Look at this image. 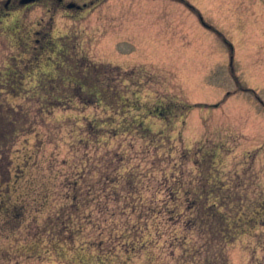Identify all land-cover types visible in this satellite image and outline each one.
<instances>
[{
  "label": "rangeland",
  "instance_id": "rangeland-1",
  "mask_svg": "<svg viewBox=\"0 0 264 264\" xmlns=\"http://www.w3.org/2000/svg\"><path fill=\"white\" fill-rule=\"evenodd\" d=\"M6 1L0 0V72L19 69L11 63L15 55L24 60L20 68L28 76L54 73L63 64L66 69L86 66V71L97 75L95 87L111 92L104 96L106 103L143 105L141 110L133 108L124 120L143 118L154 135L171 138L165 150L146 153L139 145L134 154L145 170L157 172L151 184L160 183L161 172L169 170L188 187L203 178L207 166L199 164L201 156L182 160L186 148L196 152L203 147L215 154L214 165L225 187L234 192L239 188L237 197L252 204L246 211L254 214V204L264 201V0H35L29 4L12 0L5 7ZM72 2L80 7H68ZM32 82L24 81L23 86ZM112 91L121 96L114 97ZM5 100L24 102L22 96L0 98ZM81 103L77 99L74 109L53 116L46 133L58 145H44L46 156L64 158L74 153L69 147L70 132H83L85 117L122 119L105 104L84 108ZM160 108L172 111L167 125L166 120L147 113L160 115ZM30 143V149H36V137ZM163 151H172L177 161H162ZM148 158L156 160L151 163ZM95 168L87 175L91 183ZM57 175L46 168L32 170L31 191L48 186L53 192L60 184ZM59 192L54 193L53 202L60 200ZM186 235L191 243L170 244L173 235L166 233V243L133 254L107 256L90 247L62 245L42 250L46 260L33 264H194L189 255L195 243L200 246L204 240L198 229ZM229 248L225 264H264V227L249 230ZM216 250L211 248L210 259ZM209 258L203 255L197 262L210 264Z\"/></svg>",
  "mask_w": 264,
  "mask_h": 264
},
{
  "label": "trees",
  "instance_id": "trees-1",
  "mask_svg": "<svg viewBox=\"0 0 264 264\" xmlns=\"http://www.w3.org/2000/svg\"><path fill=\"white\" fill-rule=\"evenodd\" d=\"M20 60L17 55L11 57L13 67L19 69L0 72V98H24L23 103L0 102V264L42 262L46 260L42 250L62 245L90 247L107 256L146 252L151 246L166 243V233L173 235L170 244L182 240L191 243L186 234L194 229H198L204 242L200 246L195 243L190 262L199 264L197 259L203 255L209 258L211 248H216L209 263L225 264L230 245L249 230L264 227V201L254 204V216L249 214L246 208L252 204H244L237 197L239 188L234 192L222 182L220 170L214 165L215 154L203 147L196 152L184 150L182 160L199 155L203 159L199 164L207 166L203 168V178L189 187L173 170L161 172V182L151 184L157 172L145 170L134 154L141 149L139 145L140 151L146 153L165 150L171 138L154 135L143 118L124 120L133 108L141 110L143 105L119 100L116 105L106 103L104 96L109 97L111 92L95 87L97 75L86 71V66L66 69L63 64L54 73L28 76L20 68L24 60ZM24 81H33V85L23 86ZM112 94L116 98L120 95ZM77 99L84 108L105 104L122 119L118 122L116 116L85 117L83 132H70L69 147L74 153L64 158L46 156L44 145H58V140L46 133L53 116L57 111L74 109ZM159 110L160 115L152 110L147 113L166 120L167 125L172 111ZM33 137L38 144L31 150ZM161 153L162 161H177L172 151ZM148 159L151 163L156 160ZM93 165H97L96 178L91 183L87 175ZM62 166L71 167L63 171ZM45 168L52 175L58 174V188L51 192L48 186H41L32 192L31 171ZM56 191H60V200L58 197L53 202ZM234 196L238 198L235 201ZM27 237L31 239L24 240ZM149 252L148 259L152 257Z\"/></svg>",
  "mask_w": 264,
  "mask_h": 264
},
{
  "label": "water",
  "instance_id": "water-1",
  "mask_svg": "<svg viewBox=\"0 0 264 264\" xmlns=\"http://www.w3.org/2000/svg\"><path fill=\"white\" fill-rule=\"evenodd\" d=\"M33 0H22L23 3H28V2H31ZM70 7H74L75 6V3H71L69 4Z\"/></svg>",
  "mask_w": 264,
  "mask_h": 264
}]
</instances>
